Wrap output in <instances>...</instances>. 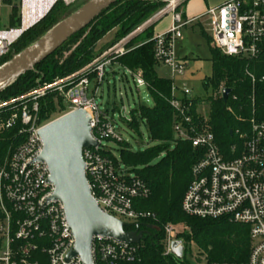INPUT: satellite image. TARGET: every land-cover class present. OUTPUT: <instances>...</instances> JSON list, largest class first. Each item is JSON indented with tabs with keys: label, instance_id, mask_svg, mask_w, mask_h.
<instances>
[{
	"label": "built area",
	"instance_id": "2783aa9c",
	"mask_svg": "<svg viewBox=\"0 0 264 264\" xmlns=\"http://www.w3.org/2000/svg\"><path fill=\"white\" fill-rule=\"evenodd\" d=\"M59 1L69 5L76 0H18L16 23L0 27V59ZM164 1L165 6L156 14L97 53L80 69L51 81L38 82L22 96L0 105V109L8 106L13 110L6 119L0 118V130L18 124V134L23 137L0 166V246L4 243L3 249L0 248V264H82L78 257L66 260L75 240L63 205L51 199L54 186L49 181L48 166L38 159L43 148L39 130L75 110L85 111L90 135L97 143L84 148L81 157L90 195L99 209L134 226L154 219L150 212L135 208L137 199L148 196L146 184L122 165L116 166L109 156L108 142L121 143L122 139L113 118L101 107L98 92L106 73H114L115 69L129 74L137 87H146L141 71L115 67V62L127 53L131 36L166 15L170 17L169 27L151 37L153 57L169 69L172 78L169 105L180 115L173 126L175 138L189 140L193 148L202 151V157L191 168L192 177L182 197L181 210L189 217L226 218L248 228L250 249L244 261H206V264H264V120L250 119L239 154L233 157L219 150L209 131L196 132L185 125L190 122L184 112L189 111L192 97L188 86L179 89L173 81L185 69V62L175 54V42L181 37L182 28L196 19L184 18L180 11L183 0ZM4 2L0 0V4ZM204 15L210 18L212 48L222 55L253 58L263 50L264 0H226L207 8ZM250 77L254 82L253 76ZM48 95L67 105L55 117L44 120L40 118V100ZM236 150L232 146L230 154ZM179 226L172 223L162 226L165 255L175 257L172 243L181 242L180 234L184 232ZM137 245L95 236L91 243L92 261L94 264L133 262L137 258Z\"/></svg>",
	"mask_w": 264,
	"mask_h": 264
},
{
	"label": "trees",
	"instance_id": "16d2710c",
	"mask_svg": "<svg viewBox=\"0 0 264 264\" xmlns=\"http://www.w3.org/2000/svg\"><path fill=\"white\" fill-rule=\"evenodd\" d=\"M86 1L72 9L65 7L61 1L57 2L39 23L26 31L11 46L9 53L0 59V65L34 43ZM164 6V0H117L86 28L34 66L33 69H39L40 74H34L33 70L27 71L3 89L0 98L7 101L15 99L32 89L37 84L35 81H51L55 77L75 72L96 56L92 54L93 48L107 33L117 29V35L121 39ZM16 19L15 5L10 16V26L16 23ZM87 30V35L78 41L75 49L66 58L53 59L65 44ZM152 36L153 24H150L129 40L136 39L127 46V53L115 62V67L141 71L152 105H140L138 109L132 110L131 119L126 123L133 130H138L143 124L151 146L134 151L131 145L121 142L118 149L119 158L116 159L112 154L109 156L116 166L122 165L130 174L146 184L148 196L137 199L135 208L154 215V219L139 222V230H147L148 234L144 235L137 245V258L133 262L118 264H192L189 260L191 244L196 246L198 253L203 255L208 263L244 261L250 249V237L246 226L226 218L212 220L189 217L181 210V200L192 177L191 168L202 157V151L193 148L189 140L175 138L173 126L180 115L169 105L172 80L159 77L156 73L155 69L159 63L153 57ZM118 40H114L110 45ZM19 42L18 49L12 53L11 50ZM211 50L212 75L203 80V87L205 90L210 88L212 95L205 99L199 97L189 99L190 108L188 112H184V116L189 117L190 122L185 125L191 126L196 132L209 131L219 150L227 157H233L239 154L242 135L249 131L250 119L253 117L256 120H264V48L253 58L224 56L213 48ZM250 75L253 76L254 82ZM222 88L231 90L225 102L219 94ZM6 90L8 92L4 94ZM55 98L54 95H48L40 100L41 119L52 117L55 112ZM57 100L61 104L62 100L59 98ZM183 102L186 100L183 99ZM202 103L209 105L206 118L197 111ZM63 109L64 106L61 105L60 112ZM12 111L8 106L2 107L0 118L6 119ZM18 127L16 124L10 129L0 130V166L9 152L23 139L18 134ZM232 146L237 149L234 154H230ZM167 223L183 224L187 227V230L180 234L184 248L180 259L164 254L162 226ZM135 229L133 224H126L124 228L125 231ZM96 264L108 263L98 261Z\"/></svg>",
	"mask_w": 264,
	"mask_h": 264
},
{
	"label": "water",
	"instance_id": "95a60500",
	"mask_svg": "<svg viewBox=\"0 0 264 264\" xmlns=\"http://www.w3.org/2000/svg\"><path fill=\"white\" fill-rule=\"evenodd\" d=\"M117 0H87L73 13L59 21L38 40L13 55L0 65V92L19 76L45 60L69 38L86 28ZM152 20V19H151ZM229 88L220 90L225 102ZM231 134V131L229 132ZM43 144L38 159L48 166L49 181L54 186L51 199L59 201L75 243L66 260L78 257L82 264H94L91 243L95 236L113 238L137 244L147 230L125 231L126 224L103 213L90 195L82 160V150L97 145L90 135L89 117L83 110H75L53 120L39 130ZM171 250L180 259L183 247L180 241L172 243Z\"/></svg>",
	"mask_w": 264,
	"mask_h": 264
},
{
	"label": "rangeland",
	"instance_id": "374dc122",
	"mask_svg": "<svg viewBox=\"0 0 264 264\" xmlns=\"http://www.w3.org/2000/svg\"><path fill=\"white\" fill-rule=\"evenodd\" d=\"M85 0H76L69 5H64L67 8H75L82 4ZM220 0H183L181 7L185 10L187 15H196L201 13L207 5H213ZM10 3V4H9ZM18 4V0L5 1L0 4V27L10 26V16L13 13V7ZM64 4V3H63ZM168 15L161 17L153 23V27L157 25L159 29H166L168 23ZM88 30L80 34L79 37L73 39L71 42L65 44L53 57L55 60H62L66 58L77 46L78 41L87 35ZM138 34V33H137ZM181 37L175 42V54L176 56L185 62V69L182 75H176L173 78L175 85L180 89L184 86H188L191 89L190 96L192 98L205 99L212 95L210 88L207 90L203 87V80L206 77L212 75L211 64V25L210 18L207 15L201 16L198 20H195L181 30ZM136 35V34H135ZM135 35L131 36L134 37ZM120 38L117 35V29H113L107 33L101 41L95 44L92 54L101 52L104 48L108 47L111 42ZM128 41L126 46H130L131 42ZM18 45L13 48L12 53L18 49ZM34 74H40L39 69H32ZM156 73L159 77L171 78L170 71L167 67L159 64L156 66ZM114 73H106L105 80L101 84L98 92V101L101 107L106 109L109 117H112L116 125V132L122 139V142L131 145L134 151L144 150L148 146H151L148 134L145 126L140 125L138 130H133L128 127L126 121L131 119V111L138 109L140 105H152L151 97L145 87H137L133 82L132 77L124 73L122 69L114 70ZM125 74V76H124ZM37 80V79H36ZM38 83V81H35ZM8 90L4 94H7ZM2 98V97H1ZM0 98V105L8 102ZM55 112L52 117H55L60 109L61 105L66 106L67 103L62 101L61 104L55 98L54 102ZM124 108V110H123ZM205 118L208 116L209 105L202 103L197 108ZM119 143L114 141L108 142V151L116 158H119ZM127 223L132 221L125 220ZM180 228L184 231L187 227L180 224ZM163 245V243H162ZM192 245V246H191ZM189 247V260L192 264H206V259L203 255L198 253V250L194 244ZM4 243L2 242L0 248L3 249Z\"/></svg>",
	"mask_w": 264,
	"mask_h": 264
},
{
	"label": "crops",
	"instance_id": "0c3cea01",
	"mask_svg": "<svg viewBox=\"0 0 264 264\" xmlns=\"http://www.w3.org/2000/svg\"><path fill=\"white\" fill-rule=\"evenodd\" d=\"M224 1H226V0H220V1H218L217 3H215V4H213V5H207V6L205 7V9H204L201 13L196 14V15H187L186 12H185V10H184L181 6H180V11L182 12L184 18H187V19H196V20H198V19L204 14V12L206 11L207 8L217 6V5L221 4V3H223ZM167 18H168V23H167V27H166V29H167V28L169 27V25H170V17H167ZM166 29H159V28H157V25H156V26L153 27V34L164 32ZM102 39H103V38H102ZM100 41H101V40H100ZM100 41H99V42H100ZM106 48H107V47H106ZM104 49H105V48H104ZM104 49H103V50H104Z\"/></svg>",
	"mask_w": 264,
	"mask_h": 264
}]
</instances>
